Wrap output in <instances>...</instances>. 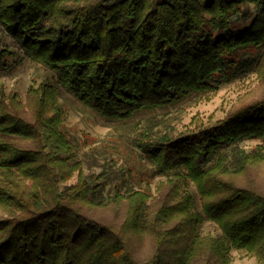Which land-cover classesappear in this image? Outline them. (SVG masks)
I'll list each match as a JSON object with an SVG mask.
<instances>
[{"label": "trees", "instance_id": "16d2710c", "mask_svg": "<svg viewBox=\"0 0 264 264\" xmlns=\"http://www.w3.org/2000/svg\"><path fill=\"white\" fill-rule=\"evenodd\" d=\"M0 28L54 78L24 101L0 88V264H232L234 250L264 264V145H242L264 144V97L210 126L155 129L264 68V0H0ZM61 88L135 123L147 178L85 173Z\"/></svg>", "mask_w": 264, "mask_h": 264}, {"label": "rangeland", "instance_id": "374dc122", "mask_svg": "<svg viewBox=\"0 0 264 264\" xmlns=\"http://www.w3.org/2000/svg\"><path fill=\"white\" fill-rule=\"evenodd\" d=\"M9 49L13 52L10 64L18 61L11 73L0 71V88L9 92H17L27 99L28 91L42 82H53V73L37 62L26 58L17 48L14 38L0 28V51ZM264 97V68L258 72H249L234 81L223 85L217 92L199 100L183 104L178 109L157 114L159 132L175 130L176 133L187 132L197 126H210L225 118L235 109ZM58 102L65 109V131L81 147V158L85 173H100L102 166L110 164L114 169L131 170L133 179L141 181L147 178L152 167L144 161L143 156L134 143V124L109 122L86 107L65 89H60ZM137 122V118L135 120ZM136 130V129H135ZM259 139H251L242 143L251 150L261 144ZM127 168V169H126ZM253 170L252 175L259 184L264 185L262 171ZM261 171V172H260ZM155 178L154 181H157ZM73 181H76L74 179ZM257 259L244 250L232 251V264H256Z\"/></svg>", "mask_w": 264, "mask_h": 264}]
</instances>
